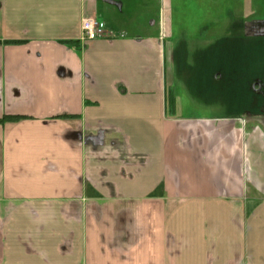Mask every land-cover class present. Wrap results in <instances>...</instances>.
Here are the masks:
<instances>
[{
	"label": "crops",
	"instance_id": "crops-1",
	"mask_svg": "<svg viewBox=\"0 0 264 264\" xmlns=\"http://www.w3.org/2000/svg\"><path fill=\"white\" fill-rule=\"evenodd\" d=\"M222 1L0 0V264H264V0Z\"/></svg>",
	"mask_w": 264,
	"mask_h": 264
},
{
	"label": "built area",
	"instance_id": "built-area-1",
	"mask_svg": "<svg viewBox=\"0 0 264 264\" xmlns=\"http://www.w3.org/2000/svg\"><path fill=\"white\" fill-rule=\"evenodd\" d=\"M116 35L109 32L106 24L95 18H84L82 20V41L88 42L100 38H114Z\"/></svg>",
	"mask_w": 264,
	"mask_h": 264
},
{
	"label": "rangeland",
	"instance_id": "rangeland-1",
	"mask_svg": "<svg viewBox=\"0 0 264 264\" xmlns=\"http://www.w3.org/2000/svg\"><path fill=\"white\" fill-rule=\"evenodd\" d=\"M217 1V5H220L221 4V2L223 3V1L222 0H216ZM224 4V3H223ZM222 4V5H223Z\"/></svg>",
	"mask_w": 264,
	"mask_h": 264
},
{
	"label": "trees",
	"instance_id": "trees-1",
	"mask_svg": "<svg viewBox=\"0 0 264 264\" xmlns=\"http://www.w3.org/2000/svg\"><path fill=\"white\" fill-rule=\"evenodd\" d=\"M7 119H16V118H7ZM6 120V119H5ZM4 121V120H3Z\"/></svg>",
	"mask_w": 264,
	"mask_h": 264
}]
</instances>
